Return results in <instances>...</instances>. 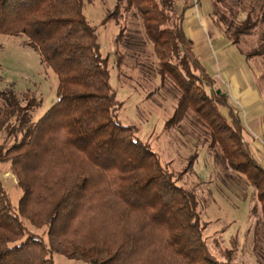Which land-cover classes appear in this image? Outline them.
<instances>
[{
  "label": "trees",
  "instance_id": "obj_1",
  "mask_svg": "<svg viewBox=\"0 0 264 264\" xmlns=\"http://www.w3.org/2000/svg\"><path fill=\"white\" fill-rule=\"evenodd\" d=\"M86 1L0 0V36H25L59 82L56 103L36 122L31 118L40 101L27 97L23 105L14 91L4 93L0 133L20 139L0 148V163L10 166L22 196L14 206L0 180V264H55L57 254L87 264H233V250H225L226 261L210 252L196 192L178 184L151 145L139 139L136 126L120 121L123 103L111 84L98 31L83 13ZM212 1L221 6L238 0ZM193 6L192 0H118L104 24L118 23V46L127 31L124 16L132 11L142 20L160 75L181 92L166 127L181 126L194 113L224 162L255 188L252 212L259 220L251 241L260 261L264 164L254 156L241 111L228 93H218L186 35ZM259 25L248 13L226 33H233L236 44ZM253 55H264V40L246 59ZM116 62L120 68L123 57ZM197 158L192 155L184 172ZM25 221L44 229L46 239Z\"/></svg>",
  "mask_w": 264,
  "mask_h": 264
},
{
  "label": "rangeland",
  "instance_id": "obj_2",
  "mask_svg": "<svg viewBox=\"0 0 264 264\" xmlns=\"http://www.w3.org/2000/svg\"><path fill=\"white\" fill-rule=\"evenodd\" d=\"M117 1H86L83 13L98 31L102 54L109 57L111 84L123 103L118 115L120 121L136 126L139 139L151 145L162 166L179 179L178 184L196 192L200 217L207 225L204 236L217 259L226 261L225 250L230 249L233 250V264H264V251L261 263L253 254L251 241L259 220V215L252 212L256 203L255 188L224 162L219 147L211 145L209 128L194 113L188 112L181 126L166 127L181 92L170 77L160 75L153 45L145 37L142 20L132 11L121 20V25L127 27L124 41L118 46L115 44L120 27L116 20L109 19L105 24L104 21ZM195 1H198L200 18L194 11ZM192 2L193 14L204 25L200 27L205 34V53L200 61L214 77L216 88L228 93L229 86H238L239 91L251 89L259 96L251 103L237 96L240 102H236L256 153L257 144L264 149V55H253L252 59H246V55L259 51L264 40V0L229 1L221 6H215L212 0ZM248 13L260 25L251 35L241 37L234 44L233 33L230 35L226 30L231 23L240 25ZM27 40L25 36H0V112L6 106L4 93L12 90L23 105L27 97L41 102L32 113L31 119L36 122L56 103L59 82ZM118 55L123 57L120 68L116 62ZM222 112L227 115L226 111ZM18 139L3 131L0 148H8ZM195 153L198 158L193 167L184 172ZM10 171L8 164L0 163V180L9 191L12 204L17 206L22 191ZM25 222L37 236L46 239L44 229H36ZM54 260L55 264H87L58 254Z\"/></svg>",
  "mask_w": 264,
  "mask_h": 264
},
{
  "label": "crops",
  "instance_id": "obj_3",
  "mask_svg": "<svg viewBox=\"0 0 264 264\" xmlns=\"http://www.w3.org/2000/svg\"><path fill=\"white\" fill-rule=\"evenodd\" d=\"M201 21H198L196 19L192 10H190L188 12L187 20L185 21L186 22L185 29H186V33H187L186 35H188L194 41V47L193 48L195 50V54L199 58H201V56L205 53V47H204V44H205L204 43L205 42L204 36H205V34L203 32V29H201V27H200V26H204V25H203V22H201ZM223 81H225V80L223 79ZM228 86H229V84H228ZM228 94H229V98H230L231 102H233V104L238 109H239V106L237 105L236 102L239 103L240 100H239V98H237V96L238 97L240 96L247 103H251V102L257 101L259 99V96L256 92L251 91V89H247L246 91L242 92V91H239L238 86L235 88L229 86ZM241 105L243 106V104H241ZM258 145L259 144L256 145L257 146L256 151L258 150L256 153H258V154H256L254 152V156L258 161L264 162V156H263L264 149L262 147L261 148L258 147Z\"/></svg>",
  "mask_w": 264,
  "mask_h": 264
},
{
  "label": "built area",
  "instance_id": "obj_4",
  "mask_svg": "<svg viewBox=\"0 0 264 264\" xmlns=\"http://www.w3.org/2000/svg\"><path fill=\"white\" fill-rule=\"evenodd\" d=\"M198 1H195V13H196V16L198 17V18H200V14H199V9H197L198 8Z\"/></svg>",
  "mask_w": 264,
  "mask_h": 264
},
{
  "label": "water",
  "instance_id": "obj_5",
  "mask_svg": "<svg viewBox=\"0 0 264 264\" xmlns=\"http://www.w3.org/2000/svg\"><path fill=\"white\" fill-rule=\"evenodd\" d=\"M218 93H221V90H218Z\"/></svg>",
  "mask_w": 264,
  "mask_h": 264
}]
</instances>
